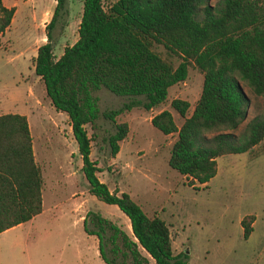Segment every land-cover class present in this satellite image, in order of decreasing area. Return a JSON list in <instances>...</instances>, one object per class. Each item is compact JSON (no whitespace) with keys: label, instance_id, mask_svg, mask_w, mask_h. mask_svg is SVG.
<instances>
[{"label":"trees","instance_id":"1","mask_svg":"<svg viewBox=\"0 0 264 264\" xmlns=\"http://www.w3.org/2000/svg\"><path fill=\"white\" fill-rule=\"evenodd\" d=\"M65 2L55 0L45 24L46 39L32 59L33 72L54 109L68 118L87 191L116 205L127 217L131 235L91 210L82 218L83 229L95 235L105 264H185L184 251L172 252L164 220L147 215L127 192L110 190L98 179L85 124L93 126L98 117L112 123L106 142L114 155L127 132V123L116 121V116L134 104L149 109L161 103L167 88L183 80L193 64L202 81L190 113L185 115L188 101L172 98L169 106L182 117L180 124L168 109L149 121L163 134L176 133L167 164L188 176V185L194 180L205 184L215 173L217 156L245 152L264 135V109L250 117L241 132L226 130L246 114L248 97L240 81L264 97V0H114L105 8L102 0H82L77 37L55 57L50 29L66 13ZM13 12V5L0 0V34ZM152 43L178 55L177 65L172 67L153 51ZM101 87L132 99L100 110L93 91ZM41 181L25 114L1 113L0 232L40 212ZM246 217L240 219L244 238L251 230L252 216Z\"/></svg>","mask_w":264,"mask_h":264},{"label":"rangeland","instance_id":"2","mask_svg":"<svg viewBox=\"0 0 264 264\" xmlns=\"http://www.w3.org/2000/svg\"><path fill=\"white\" fill-rule=\"evenodd\" d=\"M113 1L102 0V5L105 8ZM2 3L13 5L14 12L0 34V114H25L42 183L40 212L0 232V264H105L98 255L95 235L83 229V216L89 210L97 212L130 236L128 219L116 205L87 191L68 118L63 111L54 109L41 79L33 72L32 59L36 47L46 39L45 24L55 0ZM81 5L82 0H66V13L50 29L55 57L63 46L76 39ZM151 48L172 67L180 61L178 55L159 43H152ZM201 81V72L191 64L186 77L167 88L161 103L149 109L134 104L118 114L116 121H125L127 132L117 142L114 155H110L106 142L112 123L98 117L93 126L85 124L87 135L91 136L89 157L98 166V179L110 190L127 192L147 215L164 220L172 252L184 251L185 264H264V135L245 152L217 156L215 173L205 184L194 180L188 185L189 177L167 164L176 133L163 134L150 124L151 115L168 109L178 126L182 117L169 106V101H188V115L199 95ZM240 83L248 106L244 119L235 128L226 129L234 134L264 109V97ZM93 94L100 110L132 99L103 87ZM245 216L251 226L246 238L240 224Z\"/></svg>","mask_w":264,"mask_h":264}]
</instances>
